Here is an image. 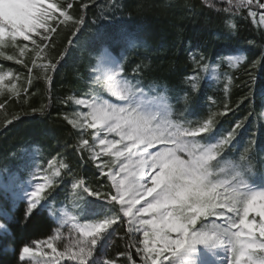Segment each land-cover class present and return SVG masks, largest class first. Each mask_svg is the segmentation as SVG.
I'll return each instance as SVG.
<instances>
[{
	"label": "snow or ice",
	"instance_id": "snow-or-ice-1",
	"mask_svg": "<svg viewBox=\"0 0 264 264\" xmlns=\"http://www.w3.org/2000/svg\"><path fill=\"white\" fill-rule=\"evenodd\" d=\"M221 2L227 6L217 10L229 14V29L236 30L235 17L244 9L254 25L264 27L261 0ZM205 3L216 7L212 0ZM72 7L71 0L66 5L52 0H0V57L24 64L26 53L31 51L47 60L37 65L33 59L32 67L24 64L28 67L29 86L33 67L41 68L44 79L51 82L49 72L55 70L58 61L47 59V50L54 46V34L61 24L83 23V16L76 19L70 14ZM87 7L81 4L82 9ZM254 7L262 11L258 14ZM95 39L100 55L92 68L91 83L107 92L109 98L94 87L82 96L69 95L61 102L77 106L75 111L63 114L78 133L73 147L77 153H88L98 175L107 179L109 190L101 192L82 177L73 178L71 209L63 205L53 211L54 202L48 203L50 191L64 172H70V165L59 153L48 160L46 167L34 163L28 180L18 185L27 203L25 219L37 208L47 207L57 227L43 240L25 244L19 260L24 264H61L65 260L97 264V246L106 242L114 226L122 222L126 225L128 247L135 248L139 264H264V183L249 179L254 170L248 148L238 160L222 155L242 122L226 134L219 133L215 117L226 115L227 105L224 111L202 120L174 119L170 97L165 92L150 94L154 90L146 91L139 79L133 82L125 75L126 57L113 54L114 46L136 47L134 34L101 32ZM8 48L18 51V56L7 54ZM190 57L194 68L185 81L191 93H197L200 73L207 76L211 70L215 74L219 64L204 63L203 56L197 60L191 53ZM224 59L235 68L246 57L230 55ZM143 67L146 66L137 64L132 69L133 78ZM12 79L19 77H14L10 69H0V95L6 89L9 99L19 98L21 90L16 83L5 84ZM23 91L27 94V88ZM181 99L188 104L190 93L185 92ZM7 102L0 103V108ZM46 107L42 105L39 111L43 113ZM27 166L25 159L22 167ZM16 179L13 173L9 183ZM80 192L96 197L99 204L89 202L83 213L77 212ZM108 204L113 207L104 206ZM4 227L0 224V228ZM137 234L142 239H137ZM61 241L62 247H58ZM119 255L125 256L129 264H137L130 251ZM102 264L115 261L104 259Z\"/></svg>",
	"mask_w": 264,
	"mask_h": 264
},
{
	"label": "trees",
	"instance_id": "trees-1",
	"mask_svg": "<svg viewBox=\"0 0 264 264\" xmlns=\"http://www.w3.org/2000/svg\"><path fill=\"white\" fill-rule=\"evenodd\" d=\"M71 2L70 14L76 19L83 16V23L61 24L54 34V46L47 50V59L58 62L55 70L49 72L50 83L32 68V82L28 85V67H32L33 52L29 51L24 57L28 67L0 57V69H10L19 75L17 83L21 90L19 98L9 99L7 91L0 95V103L8 101L0 108V224L5 226L0 228V264H24L19 260L20 249L50 236L57 227V221L49 215L47 207L37 208L25 219L27 203L22 199V189L18 185L28 180L34 163L46 167L48 160L59 153L70 165V172H64L58 185L50 191L48 203L54 202L53 211L63 205L71 209L73 178L82 177L91 188L101 192L109 190L107 179L98 175L88 153H77L73 147L78 133L63 119V114L75 111L77 106L61 102L69 95L82 96L94 87L109 98L103 89L91 83L92 68L100 55L95 38L101 32L134 34L136 47L114 46L113 54L126 57L125 75L133 82L139 79L140 86L146 91L154 90L150 94L165 92L170 97L174 119L202 120L212 113L224 111L227 105V114L215 117L219 133L226 134L237 122H242V126L231 146L223 149V158L238 160L248 148L254 170L249 179L264 183V27L254 25L246 9L235 17L237 28L233 31L226 24L229 14L217 10L227 6L221 0H212L215 8L209 7L205 0ZM61 3L66 5L67 0ZM81 4L88 7L82 9ZM254 10L258 14L262 11L255 7ZM5 51L13 55L18 53L12 48ZM190 53L197 60L203 56L204 63L219 64L215 74L211 70L207 76L200 73L197 93H191L185 81L194 68ZM230 55H244L246 59L233 68L224 59ZM137 64L146 67L133 78L132 69ZM228 77H231V84H228ZM25 88L27 94L23 91ZM185 92L190 93L188 104L181 99ZM42 105L47 106L43 113L39 111ZM25 159L28 166L22 167ZM13 173L17 179L10 184L9 177ZM79 196L77 212L83 213L89 202L99 204L96 197L87 193L80 192ZM104 206L113 207L110 204ZM114 228L107 241L97 246L94 256L97 264H102L104 259L113 260L115 264H129L125 256L119 255L129 251L139 264L135 248L128 247L126 225L121 222ZM63 231L67 234L68 229ZM136 238L142 239V236L137 234ZM62 244L63 241L58 247ZM61 264L73 262L65 260Z\"/></svg>",
	"mask_w": 264,
	"mask_h": 264
},
{
	"label": "rangeland",
	"instance_id": "rangeland-1",
	"mask_svg": "<svg viewBox=\"0 0 264 264\" xmlns=\"http://www.w3.org/2000/svg\"><path fill=\"white\" fill-rule=\"evenodd\" d=\"M63 0H52V2H55V3H61ZM17 56H18V53H17ZM33 59H35L36 60V63H37V65H40V64H42V63H46L47 61H45V60H43L41 57H36L35 56V53L33 52ZM97 63V62H96ZM31 66H32V63H31ZM33 70H35L36 71V73H38V75H40L41 77H44V75H43V70L41 69V68H39V67H33ZM13 75H14V77H16V76H18L19 77V75H17V74H14L13 73ZM17 81H18V79H12V80H6L5 81V84L6 85H8V84H11V83H16V85H17V87H18V83H17ZM19 88V87H18ZM20 89V88H19ZM5 91H7L6 89H5ZM4 91V92H5ZM107 93V92H106ZM108 94V93H107ZM263 118H264V112H263ZM44 250L45 251H50V250H48V249H46V248H44ZM139 258V257H138Z\"/></svg>",
	"mask_w": 264,
	"mask_h": 264
}]
</instances>
